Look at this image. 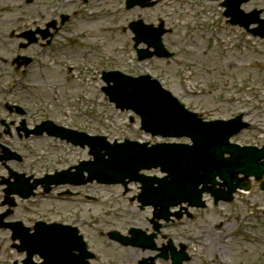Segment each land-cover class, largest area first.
Segmentation results:
<instances>
[{
	"label": "rangeland",
	"instance_id": "374dc122",
	"mask_svg": "<svg viewBox=\"0 0 264 264\" xmlns=\"http://www.w3.org/2000/svg\"><path fill=\"white\" fill-rule=\"evenodd\" d=\"M67 1L0 0V6L4 8L0 11V49H3V59H7L3 61L0 58L1 92L7 91L10 86H15L12 88L14 95L32 110L43 111L47 116L58 120V123L85 130L91 134L105 135L111 141L133 139L156 142L160 140L151 138L141 130L140 120L132 111L116 108L106 97L102 90L104 82L98 63L109 68L114 64L113 67L134 76L151 73L161 81L164 87L184 102L188 109L198 112L204 119H229L243 113L251 126L236 140L241 143L264 142V39L254 38L237 27L226 26L221 14L222 10L218 5V2L222 0H215L217 3L214 6L205 8L211 12L214 22L206 19L205 16L195 20L192 16L193 12L184 11L190 4L200 5L203 9L201 3L203 0H161L157 7L148 10L149 18H155L161 14L167 25L174 26L177 32L168 33L165 37L166 46L175 52L174 57L154 56L144 61L138 60L133 49V41L128 34L122 32L123 25H126L129 19L136 17L140 10L127 11L125 0H91L89 4H84L80 0ZM243 6L245 10H251L255 6L264 8V0H251ZM82 7L84 12H79L76 17L67 22L51 44L33 43L26 48L20 47V43L25 39L19 37L18 33L26 30L25 27L27 29H36L38 26L45 28L48 22L54 19L59 21L60 13L73 14L75 8L81 11ZM94 7L98 8V13L89 16V8ZM33 19L38 20V23H34ZM207 20L208 23H205ZM12 30H20V32L12 34ZM70 30L80 35V38L72 39L73 33H70ZM18 53L31 55L37 60L25 68V73L13 62ZM88 56H91L90 63L86 59ZM68 62L78 64L79 70L71 71L66 66ZM48 63L52 65L50 69L46 66ZM25 77L26 86L20 83L17 85L18 79ZM23 116L15 111L10 112L3 103H0L2 140L4 143L10 142L12 146H9L12 149H17L25 156L23 162H7L14 168L19 171L34 170L43 173L56 167L63 169L76 165L82 160L91 159L88 148L73 146L47 136L29 138L24 135L18 136L15 124L20 125ZM2 119L6 122L4 125L1 123ZM12 121H15L14 125ZM32 121V119L27 120L30 124ZM8 126L12 129V133H8ZM178 141L186 142L187 139ZM3 165L0 162V169L2 168L0 176L7 177V171ZM2 187L0 184V199ZM81 189L84 193L96 194L102 198L101 204L78 206L79 210H83V216L88 222L102 220L105 211L108 210L113 216L116 214V225L122 228L126 225L128 229L129 223L127 224L128 221L125 220L132 215L136 217V223L143 230L149 229V224L145 222L146 214L140 213L137 202L120 199L119 196L123 192L121 186L93 183ZM251 194L253 196L246 195L247 199H240V202L230 204L229 208L233 210V222L236 215L243 216L247 223H242L241 220L239 228L251 226L249 230L255 237V216L257 215L255 204L261 205L258 209L262 212L264 194L259 189H255ZM236 204L237 209L234 208ZM49 206L56 209L57 213L54 214L62 216L68 215L77 208L74 204L54 202L50 198L40 207L42 210H47ZM206 218V215H203L196 221L198 228L194 229L195 237L185 239L187 240L185 242L191 245L194 254L192 262L188 264H207L202 257L200 259L195 254L193 242L201 244L203 238L209 240L210 244L206 240L209 244L208 249L204 246L200 250L202 252H208L211 245L210 237L213 240V246L217 242L215 235L210 236L209 230L205 228V226L213 227L215 222L206 224ZM220 220L222 219L217 218L216 223ZM200 229L207 231H199ZM93 230L84 226L85 236L95 248L103 251L106 256H112L111 258L116 262L118 258V261L125 262L122 259L123 252L119 251L122 248L120 249L118 245L109 247L110 249L106 248L100 243L101 240L96 237ZM233 230L234 228L229 231ZM181 231L188 233L189 221ZM262 231L264 232V227ZM102 241L105 240L102 239ZM160 241L165 242L166 239L160 238ZM126 250L133 260L131 264H137L136 260L149 258L153 254L148 249L147 251L141 248L136 250L132 246H128ZM215 250L216 247H213L211 254ZM225 250L236 264H262L257 250L241 240L232 239Z\"/></svg>",
	"mask_w": 264,
	"mask_h": 264
},
{
	"label": "water",
	"instance_id": "95a60500",
	"mask_svg": "<svg viewBox=\"0 0 264 264\" xmlns=\"http://www.w3.org/2000/svg\"><path fill=\"white\" fill-rule=\"evenodd\" d=\"M247 17L248 14L239 16V22L245 27L257 20ZM252 31L257 34L256 30ZM140 42L137 40L136 46ZM145 42L156 49L158 56L170 55L163 48L161 36ZM139 52L141 58L154 54L148 50ZM104 79L108 83L114 82L104 88L111 100L122 109L131 108L140 114L145 130L169 137L188 136L193 144H157L148 147L147 143L126 141L111 145L105 137H90L70 130L55 129L54 125L49 124L48 127L54 129L53 134L82 146L88 144L95 156L94 161L83 162L81 165L85 166H81L78 173L64 172L61 174L63 179L55 180V183H86L94 179L104 183H126L129 178L143 184L144 194L165 195L163 199L148 202H164L169 207L178 202L199 201L201 194L209 189L208 183H215L217 176L230 184L234 174L244 173L249 176L257 173L256 165L261 166L258 175L264 173V161L259 163L264 159V149L242 148L229 142L233 134L246 126V123L241 122V116L228 122H204L148 77L136 79L111 72L104 73ZM35 132H42V129ZM225 153L230 156L225 157ZM158 166L168 173L166 177L159 179L139 174L143 168ZM84 170L89 173L88 180L80 178L76 181L74 177ZM201 184L203 188L200 189ZM20 188L25 190L23 184Z\"/></svg>",
	"mask_w": 264,
	"mask_h": 264
},
{
	"label": "flooded vegetation",
	"instance_id": "af4514ba",
	"mask_svg": "<svg viewBox=\"0 0 264 264\" xmlns=\"http://www.w3.org/2000/svg\"><path fill=\"white\" fill-rule=\"evenodd\" d=\"M156 4L152 7H141V6H136L134 8L126 9L127 11L129 10H140L137 13L136 17H133L129 19L126 23V26L123 27L122 31L124 34H128L130 39H133V37L136 35L133 33L131 30V23L133 22H139L142 20L145 24H149L152 26V28L159 27L161 24V21L164 20V16L159 14L155 18H149L147 11L150 9H153L159 5L161 0H156ZM225 1V0H224ZM178 14V13H177ZM227 22V19H225ZM142 23H139L138 26H142ZM168 33H174L177 32L176 28L173 27H168ZM167 34L165 36H167ZM1 84H0V98L3 95ZM4 105V104H3ZM7 109H9L10 112L14 111V109L18 112L19 110L14 107V105H9L6 104L4 105ZM27 113V112H25ZM35 115H31L30 118L33 120ZM27 120V119H26ZM28 126L33 127L35 124H30L29 122L25 121ZM1 123L4 125L5 121L2 119ZM12 124H15V121H12ZM16 133L18 136H21L22 133V128L21 125H16ZM8 133H12V129L9 128L7 129ZM3 137V132L2 130L0 131V152L3 151V145L4 141L2 140ZM6 146L10 147V142L6 141ZM2 154V153H1ZM6 166L7 165H3ZM2 170V168L0 169ZM15 178V174L12 173V176L9 175V180H13ZM39 178V177H38ZM3 179L4 175L0 176V184L3 185ZM250 181V191L248 193H242L241 190H237L236 193L232 194V199L229 201H218V203H215L213 199H210V201H207V207L206 208H198V209H191L192 215L190 217L186 218H179V208L176 207L172 209V216L170 221H163L157 219V214L160 213L158 211H155L152 207H147L146 209H143V212L140 213H145V222L149 224V229L145 230L147 232H153L154 228L157 227L158 223L160 224L159 230L156 231V236H155V245L157 246L156 251L150 250L153 254L149 258H141L140 260H136L137 264H156L157 262L163 260V257L160 255H163L164 253H167L168 256L172 257L173 254L177 257L180 255V245L184 244L185 245V251L188 255V260L184 262L183 264H188L189 262H192L193 259V252L191 250V245L187 244L185 241L188 240L190 237L193 239L196 235V231L194 229L198 228V225H196V221L201 219L203 215H206V220L205 223L207 224H212L214 223L213 227H208L205 226L206 229L209 230L210 236L215 235L217 242L215 246H213L212 238L210 237L211 240V245L209 247V250L207 252V255L209 258H212V261L210 264H220V260H222L226 264H236L235 260L231 258L226 253V245L230 243L232 239H237L241 240L242 242H246L252 247H254L257 250V255L261 257L262 264H264V252H259L260 249L264 250V232L262 231V228L264 227V208L263 211L260 212L258 207L261 205L255 204V208L257 211V215L255 216V237L253 236L251 230V226L248 228L241 226L242 229L239 228L240 222L242 220V223H247L245 219H243L241 215H236L235 216V222H233V210L229 208L230 204L235 203L236 201L240 202V199H245L246 195L253 196L251 193L255 191V189H259L261 192L262 190L260 189V184L256 181ZM245 182V181H243ZM62 186L58 187H53V190L61 189ZM61 191H59L58 195L63 196L61 194ZM1 199H0V264H29V263H24L23 260L26 257V252H21L20 249L22 247L29 248L32 247L33 241L35 237H37V232L41 231L40 226H46L45 224H51V223H61L64 225L63 230H64V245L65 246H71V253L72 256L76 257V260L78 261V264L80 261H83L84 258L89 259L90 261V256H85L83 250L78 249L80 245H82V242L79 241L80 235L85 236V231H84V226H88V229H94L93 231L95 232V235L98 239H100V234H105V231L99 230L96 227L103 226V227H108V226H113L117 227L121 232L124 234L127 233L128 229H126V225L124 228L116 225V214L115 216L112 215L111 212H109L106 216L102 218V220H94L93 222H88L87 219L83 216L82 210H79L78 206L81 207L82 204L75 203L76 209L72 210L71 212L68 213V215H58L54 214L57 213L56 209L54 207H47V210H42L41 209V204L42 203H29L28 201H25L23 199H20L18 195H11L5 196L4 189L2 187V193H1ZM264 194V192H263ZM76 197H81L80 194H76ZM247 199V198H246ZM213 200V201H212ZM11 201V203H10ZM54 202H63L62 200H55ZM220 208V209H219ZM235 209H237V204L234 206ZM219 209V210H217ZM59 211V210H58ZM261 214H260V213ZM175 213V214H174ZM259 213V214H258ZM112 215V216H111ZM124 219L123 217H120ZM221 218L219 222L216 219ZM137 220V219H136ZM126 222L131 221V217H129ZM124 221V222H125ZM189 221V231L188 233L182 232V228L185 227L187 222ZM121 222V221H117ZM127 222V224H128ZM142 223V222H141ZM126 224V223H125ZM71 226V228L67 229V226ZM239 225V226H238ZM251 225V224H250ZM136 227L142 228L139 226V224L135 223ZM263 226V227H262ZM234 228L233 231H229L230 229ZM143 229V228H142ZM247 230L245 232V230ZM199 231H207L205 229H200ZM154 233V232H153ZM248 233L250 235H248ZM200 236V235H199ZM82 238V237H81ZM87 240V244L90 246V249L96 253V256L91 259L92 264H131L133 263L132 258L130 255H128L127 248L128 246H124L121 243L117 241H112L109 240L107 242L102 241L100 239V243L103 244L106 248L110 249L109 247H114L115 245H118V247L122 250L123 252V257L122 259L126 262L118 261L119 258L117 259V262L113 260L111 257L112 256H106V254L103 251L96 249L95 246L89 241V238L85 236ZM148 238V237H147ZM160 238L166 239V241H160ZM187 238V240H185ZM209 238V237H208ZM172 240L173 245L175 246V249H173L172 246V251L169 249V240ZM206 240L209 243L208 239L203 238L202 243L197 244L199 245L200 249H202L205 246V249H208L209 244L206 242ZM193 249L195 251L196 242L192 243ZM196 245V246H195ZM216 247V250L214 253L211 254L212 248ZM125 247H127L125 249ZM136 250H139V247H135ZM138 248V249H137ZM100 249V248H99ZM143 250V249H142ZM147 251V250H144ZM127 252V253H126ZM203 254H200L198 258L202 259ZM33 259L35 261H40L38 257L34 256ZM121 259V260H122ZM204 259V258H203ZM147 260L146 263H143V261ZM229 260V261H228ZM204 262V260H203ZM220 262V263H219ZM222 264V263H221ZM261 264V263H260Z\"/></svg>",
	"mask_w": 264,
	"mask_h": 264
}]
</instances>
